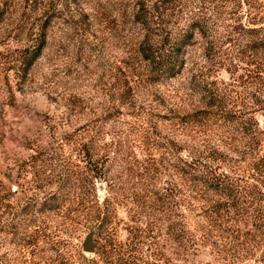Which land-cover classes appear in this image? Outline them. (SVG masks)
Returning a JSON list of instances; mask_svg holds the SVG:
<instances>
[{
	"label": "rangeland",
	"instance_id": "rangeland-1",
	"mask_svg": "<svg viewBox=\"0 0 264 264\" xmlns=\"http://www.w3.org/2000/svg\"><path fill=\"white\" fill-rule=\"evenodd\" d=\"M195 1L0 0V264H76L86 232L123 242L136 226L140 242L175 260L176 229L201 224L206 195L176 171L177 157L220 144L241 166L251 152L242 130L264 124L254 104L264 83L240 27L264 15V0L203 2L205 29L171 77L138 54L144 32L155 42L177 31ZM41 31L43 48L21 74L17 58ZM209 94L220 109L204 105ZM187 257L207 260L201 248Z\"/></svg>",
	"mask_w": 264,
	"mask_h": 264
},
{
	"label": "trees",
	"instance_id": "trees-1",
	"mask_svg": "<svg viewBox=\"0 0 264 264\" xmlns=\"http://www.w3.org/2000/svg\"><path fill=\"white\" fill-rule=\"evenodd\" d=\"M205 1H195L193 7L196 12L177 31L168 30L155 42L144 32L138 41L137 52L156 77H171L182 67L185 47L191 43L195 33L202 34L205 29L206 21L201 16L204 13L201 4ZM141 10V6L133 8V21L146 29L147 12ZM246 11L243 13L247 16ZM257 15L250 18L254 21L257 17L251 26L237 24L251 37L243 51L254 57L258 83H264V15ZM231 28L234 29L233 26ZM43 45L44 32L41 31L37 44L24 49L17 58L21 74H25L33 64ZM207 97L203 100L207 108L218 110L222 107L218 96L209 94ZM254 104H262L264 108V93L254 96ZM242 133L251 140L247 142L251 152L241 166L228 163L225 151L229 148L220 144L205 146L201 151H190L188 158L177 157L176 171L186 172L206 195L198 205L201 224L194 226L192 232L176 229L174 261L163 257L152 247V242H146L147 239L140 242L143 229L136 226L134 235L123 242L114 238L104 241L95 239L92 254L85 256L75 249L76 264H264V143L260 145L264 141V124L261 129L256 127L254 134L250 128L242 130ZM258 147L262 150L259 151ZM99 214L96 209V215ZM175 224L178 225L179 220ZM198 248L205 251L207 260L191 263L187 256ZM56 264L72 263L61 256Z\"/></svg>",
	"mask_w": 264,
	"mask_h": 264
},
{
	"label": "water",
	"instance_id": "water-1",
	"mask_svg": "<svg viewBox=\"0 0 264 264\" xmlns=\"http://www.w3.org/2000/svg\"><path fill=\"white\" fill-rule=\"evenodd\" d=\"M80 249L85 254H91L94 252V238L93 231L86 232L80 242Z\"/></svg>",
	"mask_w": 264,
	"mask_h": 264
}]
</instances>
